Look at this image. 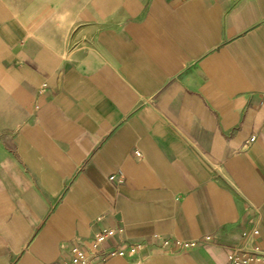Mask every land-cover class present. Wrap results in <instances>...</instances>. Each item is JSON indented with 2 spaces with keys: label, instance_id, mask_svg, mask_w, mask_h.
<instances>
[{
  "label": "crops",
  "instance_id": "1",
  "mask_svg": "<svg viewBox=\"0 0 264 264\" xmlns=\"http://www.w3.org/2000/svg\"><path fill=\"white\" fill-rule=\"evenodd\" d=\"M253 225L264 0H0V264H228Z\"/></svg>",
  "mask_w": 264,
  "mask_h": 264
},
{
  "label": "built area",
  "instance_id": "2",
  "mask_svg": "<svg viewBox=\"0 0 264 264\" xmlns=\"http://www.w3.org/2000/svg\"><path fill=\"white\" fill-rule=\"evenodd\" d=\"M113 230H105L94 235L86 249H83L78 244H75L71 249V256L62 260L61 264H100L106 256L128 255L134 256L142 243H137L128 250L113 248L109 250L102 249V244L113 234ZM259 229L256 225L244 233L239 241L230 246L228 252V264H264V250L258 245L257 239ZM211 239L209 235L202 239H194L183 241L176 239L175 243L181 247H195L202 242H207ZM172 241L169 238H164L163 247H169Z\"/></svg>",
  "mask_w": 264,
  "mask_h": 264
}]
</instances>
